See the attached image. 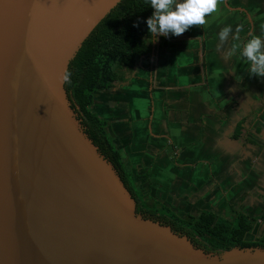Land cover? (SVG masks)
Masks as SVG:
<instances>
[{"label": "water", "instance_id": "water-1", "mask_svg": "<svg viewBox=\"0 0 264 264\" xmlns=\"http://www.w3.org/2000/svg\"><path fill=\"white\" fill-rule=\"evenodd\" d=\"M119 1L0 0V264H264V248L206 252L138 214L63 87Z\"/></svg>", "mask_w": 264, "mask_h": 264}, {"label": "crops", "instance_id": "crops-1", "mask_svg": "<svg viewBox=\"0 0 264 264\" xmlns=\"http://www.w3.org/2000/svg\"><path fill=\"white\" fill-rule=\"evenodd\" d=\"M205 21L155 39L153 55L91 108L152 200L179 218L210 211L231 220L264 209L249 196H264V77L250 75L241 55L250 36L264 39V0H218ZM233 44L241 49L228 57Z\"/></svg>", "mask_w": 264, "mask_h": 264}, {"label": "trees", "instance_id": "trees-1", "mask_svg": "<svg viewBox=\"0 0 264 264\" xmlns=\"http://www.w3.org/2000/svg\"><path fill=\"white\" fill-rule=\"evenodd\" d=\"M155 11V10H154ZM150 0H120L82 42L68 63L63 87L102 137L126 190L134 200L138 214L167 225L206 252L220 253L231 248H264V233L257 242L246 241L255 219L237 214L228 222L216 218L210 211L197 217H177L169 209L148 196L149 184L144 191L137 186L139 177L125 170V164L113 142L108 122L91 111L95 95L124 84L133 74L140 60L151 51L152 34L147 19L153 13ZM168 36L158 35L160 43ZM264 220V215L261 216Z\"/></svg>", "mask_w": 264, "mask_h": 264}, {"label": "clouds", "instance_id": "clouds-1", "mask_svg": "<svg viewBox=\"0 0 264 264\" xmlns=\"http://www.w3.org/2000/svg\"><path fill=\"white\" fill-rule=\"evenodd\" d=\"M218 0H150V7L155 11L146 23L150 34L158 36H181L191 26H202L205 17L217 9ZM232 32L231 26L224 27L219 33L221 43L225 42ZM239 32V29H237ZM233 39H239L234 36ZM241 46L232 45L228 57L234 55ZM241 55L249 62L250 75L264 77V39L252 35L242 45ZM70 74L66 73L65 80Z\"/></svg>", "mask_w": 264, "mask_h": 264}, {"label": "flooded vegetation", "instance_id": "flooded-vegetation-1", "mask_svg": "<svg viewBox=\"0 0 264 264\" xmlns=\"http://www.w3.org/2000/svg\"><path fill=\"white\" fill-rule=\"evenodd\" d=\"M249 196L251 197V199L260 202L263 205V207H264V196L263 195L255 193V192H252V193L249 194ZM237 214H241L242 216H244V217H246L248 219H255V222H254V224L252 226L251 231L245 235V240L246 241L257 242L262 237V235L264 233V220L260 219L261 216L264 215V209H262L259 214L251 215V216L243 214L240 211H234L233 212V218L231 220H227V219H224L222 217L215 216V215L214 216L216 218H220V219H223L225 221L231 222V221H233V219L235 218V216ZM246 238H252V239L249 240V239H246Z\"/></svg>", "mask_w": 264, "mask_h": 264}, {"label": "rangeland", "instance_id": "rangeland-1", "mask_svg": "<svg viewBox=\"0 0 264 264\" xmlns=\"http://www.w3.org/2000/svg\"><path fill=\"white\" fill-rule=\"evenodd\" d=\"M140 105H141V104H140L139 101H134V102H133V107H134V108H135V107H138V108H139ZM91 111H92V108H91ZM94 112H96V111L94 110ZM137 186L139 187V184H137ZM139 189H141L142 191H144L145 187H139ZM246 239H249V240H250V239H252V238H246Z\"/></svg>", "mask_w": 264, "mask_h": 264}]
</instances>
